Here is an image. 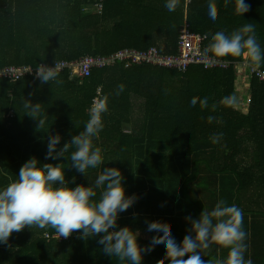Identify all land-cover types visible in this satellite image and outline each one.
Here are the masks:
<instances>
[{
    "label": "trees",
    "instance_id": "16d2710c",
    "mask_svg": "<svg viewBox=\"0 0 264 264\" xmlns=\"http://www.w3.org/2000/svg\"><path fill=\"white\" fill-rule=\"evenodd\" d=\"M164 3L0 0V67H38L151 46L177 53L186 25L206 37L207 49L216 32L230 34L251 23L264 48V0H245L249 11L243 16L236 15L235 0L227 4L215 0L214 20L207 15L208 0H191L188 6L180 0L174 12H168ZM259 69L264 71V66ZM252 76L245 96L235 67L205 70L191 65L181 73L150 63L126 67V62L118 61L95 69L83 82L69 71L58 74L54 83L42 84L35 76L16 83L0 80V188L16 180L32 157L41 163H63L66 179L75 177L72 186L87 185L88 177L76 172L66 157L46 159L47 138L60 134L63 146L83 130L92 101L106 97L105 127L94 143L105 153L104 167H119L128 195L137 197L120 215V227L139 230L140 243L148 245L149 235H143L146 221H159L179 243L181 226L189 224L187 215L194 211V219L198 218L202 210L210 212L224 200L243 210L248 234L245 258L264 264V82ZM120 84L125 88L117 95ZM233 96L234 105L225 103ZM28 99L42 106L46 117L42 128L26 114ZM100 170H90L91 177ZM54 233L51 228L28 227L14 232L6 244H0V264H127L105 255L99 237L85 240L79 233L64 240L48 237ZM227 254L223 249L219 258V246L214 245L202 259L217 264ZM161 259L163 254L153 251L145 254L143 264Z\"/></svg>",
    "mask_w": 264,
    "mask_h": 264
},
{
    "label": "clouds",
    "instance_id": "9594fccd",
    "mask_svg": "<svg viewBox=\"0 0 264 264\" xmlns=\"http://www.w3.org/2000/svg\"><path fill=\"white\" fill-rule=\"evenodd\" d=\"M179 2L165 0L164 7L168 12H174ZM215 10V0H208L210 19H215ZM248 11L245 0H235L236 15L243 16ZM211 40L205 54L210 51L218 58L244 57L253 68L264 66V48L251 23L230 34L218 31ZM56 67L43 64L36 68L35 76L42 84L57 82ZM124 88L125 85L120 84L116 94ZM225 103L234 105L236 98L226 97ZM24 108L27 115L38 120V128L45 125L46 117L39 102L28 99ZM108 110L106 97L94 99L82 131L63 146H60V134L47 138L46 159L66 157L76 172L88 177L87 185L72 186L75 177L71 181L66 179L63 163H41L37 157H32L22 165L16 180L0 188V244H6L14 232L26 227L51 228L58 239H66L73 233H79L85 240L99 237L97 243L105 255L127 264H143L145 254L157 250L163 254L157 264H165V261L168 264H208L202 257L204 251L214 245L228 250L227 258L217 264H252L251 259L245 258L248 234L243 227V210L224 200L218 201L210 212L202 210L198 218L186 216L190 227L179 243L171 230L159 221H146L147 232L154 233L149 237L148 245L140 243L139 230L120 227V215L137 202V197L128 195L125 177L119 167H104L105 153L94 143L105 127L103 116ZM213 142H216L215 138ZM98 169L102 170L93 179L90 170Z\"/></svg>",
    "mask_w": 264,
    "mask_h": 264
},
{
    "label": "built area",
    "instance_id": "2783aa9c",
    "mask_svg": "<svg viewBox=\"0 0 264 264\" xmlns=\"http://www.w3.org/2000/svg\"><path fill=\"white\" fill-rule=\"evenodd\" d=\"M190 3L191 0H186L187 6ZM205 41V36L192 33L186 25L180 32L177 53H163L157 46H151L148 49L127 48L112 56L89 55L77 60H59L53 64L42 63L40 66L43 64L48 66L57 65L56 71L58 74L69 71L72 78H77L81 82L90 77L95 69H103V67L114 65L118 61L126 62V67H130L133 64L150 63L166 66L169 67V69L181 73H186L191 65H201L205 70H229L235 67L236 71L240 74V80L243 83L242 86H247L246 91L251 90L252 75H256L264 82V71L259 68L251 67L247 59L240 62L218 58L209 53L205 54ZM36 68L37 67L32 65L0 67V80H8L16 83L25 77L35 76ZM98 95L99 97L102 96V89L98 90ZM97 100H99V98ZM249 102H251V100ZM48 237L58 238L55 233L52 235L48 234ZM64 239L65 238L61 237L59 240Z\"/></svg>",
    "mask_w": 264,
    "mask_h": 264
},
{
    "label": "crops",
    "instance_id": "0c3cea01",
    "mask_svg": "<svg viewBox=\"0 0 264 264\" xmlns=\"http://www.w3.org/2000/svg\"><path fill=\"white\" fill-rule=\"evenodd\" d=\"M241 95H243V96H245L244 95V93H241ZM247 95V94H246ZM185 213H188V210H186L185 211ZM194 214H195V212L194 211H192L191 213H190V215L194 218ZM197 215H199V212H197ZM187 216H189V215H187ZM190 227V224H183L182 226H181V234H182V239H183V237L187 234V231H186V229H188ZM144 234V236L147 234V235H149V237H150V234L151 233H148V232H143ZM222 252H223V248H220L219 247V254H220V256H219V258L222 256ZM152 254H153V252H152ZM252 260V259H251ZM254 262V261H253Z\"/></svg>",
    "mask_w": 264,
    "mask_h": 264
},
{
    "label": "rangeland",
    "instance_id": "374dc122",
    "mask_svg": "<svg viewBox=\"0 0 264 264\" xmlns=\"http://www.w3.org/2000/svg\"><path fill=\"white\" fill-rule=\"evenodd\" d=\"M245 87V88H244ZM244 87H242V91H243V93H245V91H246V88H247V86L245 85ZM250 88V87H249Z\"/></svg>",
    "mask_w": 264,
    "mask_h": 264
}]
</instances>
